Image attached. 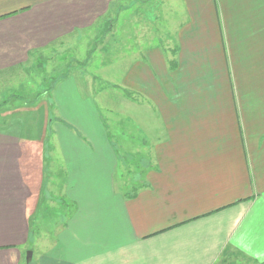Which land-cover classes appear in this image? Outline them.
<instances>
[{
	"label": "crops",
	"instance_id": "0c3cea01",
	"mask_svg": "<svg viewBox=\"0 0 264 264\" xmlns=\"http://www.w3.org/2000/svg\"><path fill=\"white\" fill-rule=\"evenodd\" d=\"M103 22L100 51L141 96L122 112L143 168L120 182L97 103L71 77L36 98V138L31 110L0 113L20 118L0 130V264L27 250V264L264 262V0H0V74ZM45 199L63 202L59 220L41 216Z\"/></svg>",
	"mask_w": 264,
	"mask_h": 264
},
{
	"label": "rangeland",
	"instance_id": "374dc122",
	"mask_svg": "<svg viewBox=\"0 0 264 264\" xmlns=\"http://www.w3.org/2000/svg\"><path fill=\"white\" fill-rule=\"evenodd\" d=\"M152 5V1L149 4ZM147 6L146 9H148ZM150 9V8H149ZM145 10V8H144ZM146 11V10H145ZM133 16L135 13H129ZM148 13V12H146ZM128 16V19L131 18ZM120 18L117 23H120ZM130 23H134L130 21ZM129 23V24H130ZM162 23V21L160 22ZM106 26L103 22L102 25L95 27L92 31L82 33L80 38H69L62 43L53 44L43 54V58L38 59L34 64L29 65L25 69H19L15 72H9L7 74H0V104H4V101L8 100V106H1L0 113H6L7 109L11 108V115L20 109V111L31 110L30 116L25 119V115L21 116L23 135L27 137L36 138V133L40 130L42 121L39 120L37 111L39 110L38 100L42 96H49L53 92L51 91L55 82L60 79L72 78L76 83L82 86L86 93L97 103V107L100 114L101 122L103 123L105 130L109 134L111 145H115L117 156L119 160V167L117 172V178L121 180L125 177L127 180L133 179L132 175H138L142 170L140 156L144 154H138L137 152H130L132 145V139L124 137V132L128 130L132 132V135L138 137V131L136 130L132 120H129L127 115L122 112V102L128 96L134 98H140L139 94L132 93V91H123L121 79H123V73L125 60L115 57V52L106 53L104 50L100 51V47H105L106 42L103 37L107 34ZM116 29L122 27L116 26ZM119 30V31H120ZM149 34H161L164 29L159 25L151 26ZM170 32H167V34ZM100 36V41L95 42V37ZM109 37V36H108ZM166 40V39H164ZM106 41V40H105ZM104 49V48H103ZM60 80V81H61ZM59 81V82H60ZM115 84V85H114ZM118 86V87H117ZM51 92V93H50ZM82 92V91H81ZM125 92V93H124ZM33 103H32V102ZM32 105H31V104ZM7 106V107H6ZM33 107V108H32ZM137 112L139 108H135ZM35 117V119H34ZM20 118H9L5 122L20 123ZM39 121V122H38ZM1 121L0 118V130L16 131L17 126L14 124L8 125ZM126 126V127H125ZM13 129V130H12ZM42 131V130H41ZM130 132V134H131ZM123 138L127 139L124 140ZM135 147L138 146V141L133 140ZM129 142L128 146L126 143ZM51 140L49 142V145ZM122 145L124 149L122 148ZM124 151V152H123ZM143 158V157H142ZM130 172V175L129 173ZM44 207L41 209V216L47 214L49 222L59 220L61 215L64 214L65 208L63 202L50 203L45 199ZM46 210V211H45ZM36 231L38 229H35ZM44 229L35 231V235L38 236ZM50 236L53 237L55 229H49ZM32 248V246L30 247ZM32 250L25 252L22 264H27V256ZM36 254V253H35ZM36 258L32 264H35Z\"/></svg>",
	"mask_w": 264,
	"mask_h": 264
},
{
	"label": "trees",
	"instance_id": "16d2710c",
	"mask_svg": "<svg viewBox=\"0 0 264 264\" xmlns=\"http://www.w3.org/2000/svg\"><path fill=\"white\" fill-rule=\"evenodd\" d=\"M175 66H176V62H175L174 60H172V62H171V67H172V68H175ZM260 264H264V262H262V263H260Z\"/></svg>",
	"mask_w": 264,
	"mask_h": 264
},
{
	"label": "water",
	"instance_id": "95a60500",
	"mask_svg": "<svg viewBox=\"0 0 264 264\" xmlns=\"http://www.w3.org/2000/svg\"><path fill=\"white\" fill-rule=\"evenodd\" d=\"M32 258V253H29L28 256H27V261H30Z\"/></svg>",
	"mask_w": 264,
	"mask_h": 264
}]
</instances>
